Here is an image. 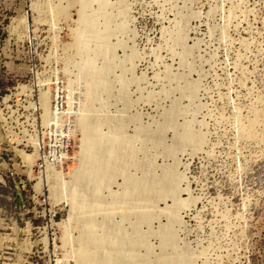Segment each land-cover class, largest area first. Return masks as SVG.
<instances>
[{
	"label": "rangeland",
	"instance_id": "rangeland-1",
	"mask_svg": "<svg viewBox=\"0 0 264 264\" xmlns=\"http://www.w3.org/2000/svg\"><path fill=\"white\" fill-rule=\"evenodd\" d=\"M0 264H264V0H0Z\"/></svg>",
	"mask_w": 264,
	"mask_h": 264
},
{
	"label": "built area",
	"instance_id": "built-area-1",
	"mask_svg": "<svg viewBox=\"0 0 264 264\" xmlns=\"http://www.w3.org/2000/svg\"><path fill=\"white\" fill-rule=\"evenodd\" d=\"M70 96L71 94L68 93V89L64 83L57 84L55 95L52 100L56 119L54 122L44 126L45 136L39 157L40 166L42 167H46L48 164L59 165L63 160H66V156L71 153L75 145V135L73 131L76 127L75 120L78 114L74 111L69 112ZM37 113H39V111L35 109L32 110L35 122L38 119ZM62 125H67V129L62 130Z\"/></svg>",
	"mask_w": 264,
	"mask_h": 264
},
{
	"label": "bare ground",
	"instance_id": "bare-ground-1",
	"mask_svg": "<svg viewBox=\"0 0 264 264\" xmlns=\"http://www.w3.org/2000/svg\"><path fill=\"white\" fill-rule=\"evenodd\" d=\"M83 20H84V18L83 19H81L80 21H78V27L77 28H79V29H81V27H83V25H86L85 24V22H83ZM28 22V21H27ZM26 22V23H27ZM95 30H97V29H95ZM76 31V30H75ZM77 31H79L78 29H77ZM74 34V33H73ZM92 34H94V35H92ZM91 35L90 34H88L89 35V37H93V38H85L86 39V43H84V41H82V40H80V39H82L81 37H77V47H78V51L80 50L81 51V49H82V51L84 50V47H82V46H84V45H86L87 44V46H89V48L91 49V45H89V40H91V39H94L95 37L94 36H96V34H100V38H101V40H102V42L104 41V38L106 37V33L105 32H99L98 30L97 31H94L93 33H92ZM77 35V34H76ZM75 36V35H74ZM86 36V35H85ZM84 39V38H83ZM84 39V40H85ZM89 39V40H88ZM96 39V38H95ZM98 39V38H97ZM100 40V41H101ZM96 42H97V40H96ZM91 43V42H90ZM107 45V44H106ZM105 46V44L102 46V47H104ZM107 47V46H106ZM88 48V50L87 51H89L90 53H91V51H90V49ZM96 49L98 50V49H100V48H97L96 47ZM86 50V49H85ZM92 50V49H91ZM97 50H95V51H97ZM79 51V52H80ZM94 51V50H93ZM92 51V52H93ZM99 51V50H98ZM97 51V52H98ZM108 52H110V51H108ZM96 54H98V53H96ZM107 56H108V54H107ZM110 57V56H109ZM69 91H71V90H69ZM73 92V91H72ZM74 100V99H73ZM73 100H71V98H70V103H69V112L70 111H73ZM72 101V102H71ZM77 102V101H76ZM51 105H52V91H51V87H49L47 90H45V91H42V90H40L39 91V95H38V101H37V107H39L41 110H42V112H40V118H42V121H43V123L44 124H49L50 122H54L55 121V119H56V115L54 114V111L52 112V109H51ZM76 108V107H75ZM32 145L36 148V149H41L42 148V140H40V143L39 142H37L35 139H33L32 141ZM40 146V147H39ZM83 148V147H82ZM22 155H23V157L25 158V160L26 159H28V161H29V159L31 158V155H29V154H25V153H23L22 152ZM112 160V159H111ZM64 163H65V161L63 160L60 164H62V167H63V165H64ZM110 164V163H109ZM48 167H47V173L44 175V177L41 179L40 178V181L38 182V184L36 185V187H40V186H42L44 183L46 184V182H47V180H48V177H49V172L51 171V168H54V167H52V165H50V164H48L47 165ZM51 167V168H50ZM106 167V166H105ZM108 167V166H107ZM53 172L57 175V176H59L60 174H61V171H57V170H53ZM111 175V174H110ZM110 177V176H109ZM57 178H59V177H57ZM143 187L145 188V186L143 185ZM92 252H93V250H92ZM92 252H89V250L86 252V255L88 256V258H90L91 256H92ZM91 255V256H90Z\"/></svg>",
	"mask_w": 264,
	"mask_h": 264
}]
</instances>
